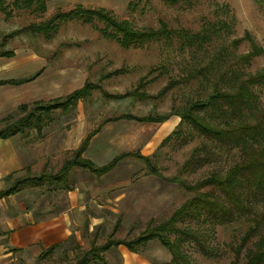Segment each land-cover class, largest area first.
Here are the masks:
<instances>
[{
  "label": "rangeland",
  "instance_id": "374dc122",
  "mask_svg": "<svg viewBox=\"0 0 264 264\" xmlns=\"http://www.w3.org/2000/svg\"><path fill=\"white\" fill-rule=\"evenodd\" d=\"M43 1L45 11L35 12L32 9L14 8L11 0H5L11 13H0V38L15 29L45 21L57 12H66L77 5L87 9H104L116 21L125 22L138 32L162 31L159 37L149 40L142 47L124 49L115 39L104 36L103 31H108L120 37L103 23L95 19L85 21L77 18L59 24L48 36L22 32L7 41L5 49L13 51L18 75H32L42 68L34 85L36 91L59 88L62 83L60 79L63 78L69 79L64 91L80 87L85 81L98 84L99 88L92 91L90 97L78 102L64 116L68 120L65 128L76 118V141L86 130L97 128L108 118L124 113L135 116L165 114L172 107L179 108L187 101L204 99L215 84L220 90L232 92L241 81L264 74V0ZM109 73H112L110 77L100 79ZM181 78L186 81L175 85L162 96L153 98L170 80ZM140 79L145 82L140 92L153 99H108L102 94L103 91L112 95L123 94L134 89ZM246 88L250 96L236 117L231 118L260 124L262 128L256 138V145L264 147V78ZM54 94L49 91L40 98L45 99ZM29 105L17 116L30 112L32 106ZM226 114L222 120H226L230 112ZM59 118L60 112L52 111L43 115L38 129L31 123L24 125L19 134L35 142L41 132L52 131L53 127L46 128L45 125L53 122L52 126H55ZM77 120L84 121L80 124ZM5 125L0 120V131ZM112 126L115 125H109L104 131L107 139H111L118 131ZM135 126L119 129L124 131L126 143L134 132L137 137L144 134L147 139L156 131L158 124ZM203 143L212 153L209 161L181 170L193 150ZM116 152L110 146L108 154L101 157L93 153L89 155L97 161H106ZM153 152L155 155L151 163L159 176H179L186 184L202 180L211 171L223 173L239 156L238 148L209 145L191 131L186 123L178 127V132L166 144ZM43 171L47 172L45 169ZM38 173L27 175L38 176ZM73 181H76V189L84 206L79 214V221L83 223L81 245L76 246L74 263L89 249L93 237L97 246L108 240L116 222L118 226L111 240L135 239L146 230L148 223H157L169 217L188 196L178 184L149 174L144 163L132 157L124 159L113 171L102 177L76 168V174L69 178L68 185ZM249 204L252 212L263 210V201L258 194L249 198ZM91 221H96V225L88 232L86 227ZM177 225L198 230L202 244L206 247L207 253H203L190 240L182 245L181 252L190 264H230L234 260L233 250L250 225V220L246 214H236L229 222L185 220ZM168 237L174 239L172 234ZM256 239V236L252 237L240 250L239 261L243 259L245 249L251 248ZM140 253L149 259L150 264H172L169 252L156 240L141 247ZM102 256L108 264L120 263L114 250ZM90 264L100 263L92 260Z\"/></svg>",
  "mask_w": 264,
  "mask_h": 264
},
{
  "label": "trees",
  "instance_id": "16d2710c",
  "mask_svg": "<svg viewBox=\"0 0 264 264\" xmlns=\"http://www.w3.org/2000/svg\"><path fill=\"white\" fill-rule=\"evenodd\" d=\"M11 6L14 8L32 9V11L35 12L45 11V3L43 0H11ZM0 13L5 15L11 13L10 10L7 9L5 0H0ZM77 18L85 21L95 19L103 23L106 28L120 35V37H116L112 32L103 31L104 36L115 39L118 45L124 49L142 47L149 40L157 38L162 34V31H135L125 22L116 21L111 14L104 9H87L77 5L66 12H57L45 21L32 23L2 35L0 38V57L11 58L14 56L13 51L5 49V45L9 39L20 33L27 32L33 35L40 34L48 36L51 32L56 30L59 24ZM39 73L40 72H37L25 79L0 81V85H19L26 83L35 79ZM113 73H116V71ZM111 75L112 73L106 74L100 79L110 77ZM262 78H264V74L247 78L241 81L232 92L220 90L217 84H215L204 99L187 101L179 108L172 107L171 110L165 114L149 113L144 116L123 114L118 117L108 118L102 122V124H104L125 119L137 122L163 123L171 116H176L180 119L179 124L172 133L162 140L159 147L166 144L171 136L178 132V127L181 124L186 123L191 131L206 140L211 146L238 148V160L223 173L211 171L202 180L194 184H186L179 176L171 178L159 176L151 163V159L155 153L151 156H141L138 153H123L113 158L106 165L98 167L81 156L87 148L91 137L99 131L98 127L85 136L80 145L64 160L63 164L56 172L42 171L38 176H29L25 174L14 179L8 177L6 180L10 181V185L6 191L0 193V197L12 194L28 185H39L44 182L50 183L52 181H65L68 172L73 167L86 170L99 177L110 172L123 158L132 156L144 163L149 174L164 181L178 184L188 194L187 198L166 219L157 223H148L146 230L135 239L128 241L111 240L118 226V222H116L107 237L108 240L100 246L92 243L90 248L83 252L81 257L74 264H90L92 260L100 264H106L102 254L110 248L123 245L129 251L137 252L148 242L154 240L158 241V243L169 252L172 264H190L186 255L181 252L183 244L190 240L201 249L203 253H207V250L202 244L198 230H194L190 227L180 228L177 224L185 220H194L197 222L208 221L210 223L229 222L236 214L248 215L250 225L247 227L238 245L233 250L234 260L230 264H264V147L256 145V138L259 136L261 132L260 128L262 127L260 124H250L244 119L231 118V116L236 117V113L239 112L240 107L246 104L247 98L250 96L246 86L255 84L261 81ZM183 81H186V79L170 80L153 98L162 96L166 91ZM144 85L145 82L140 79L134 89L126 91L123 94L112 95L104 91L102 94L106 98L111 99H149L151 96L144 94V92H140V89ZM98 88V84L86 81L81 88L72 91L66 96L48 101L33 102L29 105L32 106L31 111L22 116H17V114L27 109L28 105L19 106L15 112L1 120L6 125L4 129L0 131V138L13 136L19 133L24 125L27 126L31 123L38 129L42 122L43 115L56 110L65 112L74 108L78 101L87 99L91 96L92 91ZM227 112H230L229 117L226 120H222V117H226ZM211 154L208 146L204 143L201 144L199 148L193 150V153L183 164L181 170L184 171L196 163L208 162ZM203 188L207 190L201 191ZM256 194L260 195L263 201V210L260 212H252V208L249 204V198H252ZM169 234L174 235L173 240L169 239ZM254 236L257 237L256 241L252 243L253 245L251 248L245 249L243 259L239 261L240 250L245 247ZM54 248L55 247L49 248L43 252L41 256L51 252Z\"/></svg>",
  "mask_w": 264,
  "mask_h": 264
},
{
  "label": "crops",
  "instance_id": "0c3cea01",
  "mask_svg": "<svg viewBox=\"0 0 264 264\" xmlns=\"http://www.w3.org/2000/svg\"><path fill=\"white\" fill-rule=\"evenodd\" d=\"M13 59L14 56L11 58L0 57V81L20 80L34 75H18V68ZM41 71L42 68L37 72L41 73ZM40 73L35 79L26 83L0 85V120L15 112L21 105L66 96L81 88L86 82L80 87L64 91V86L69 79L63 78L60 79L62 83L59 88L52 87L43 92L36 91L34 85L38 81ZM49 91L56 94L45 99L40 98L43 94L47 95ZM59 112L60 118L56 121L55 126H52L53 122H48L47 126L45 125L46 128L53 127L52 131L41 132L39 139L35 142H32L30 137L19 133L7 138H0V193L8 189L10 185V181L6 180L8 177L14 179L23 174L37 175L44 169L47 172H52L51 170L56 172L64 160L80 145L85 136L98 127L99 131L91 137L81 156L100 167L123 153H138L141 156L153 155L155 153L153 151L159 147L162 140L179 124V118L176 116H171L163 123L120 119L101 123L95 129L86 130L76 141V118L71 121L69 127L65 128L68 120L64 119V116L69 110ZM121 115L123 114L118 116ZM72 117H76V115ZM77 121L81 124L84 120ZM138 124H158V127L147 139L144 134L139 138L134 132L132 138L126 143L124 131H119V129L135 128V125ZM109 125H115L112 127L118 130L111 139L104 136V131L108 129ZM96 141L99 143H95ZM110 146L117 152L106 161H97L89 155V153H93L101 157L108 154ZM66 154L67 157H65ZM128 157L132 156L120 160L111 171ZM55 160L56 162H54ZM75 174L76 167H73L68 172L65 181L28 185L12 194L0 197V264L74 263L76 246L81 245L80 237L83 227V223L79 221V214L84 210L80 193L76 189V181L69 185L67 183L69 178ZM94 225H96V221H91L86 230L91 232V227ZM92 243L96 244L94 237L90 241L89 248ZM51 247L55 248L41 256ZM113 250L118 254L119 264H150L149 259L140 253V249L137 252H131L123 245L110 248L103 254ZM104 260L108 264L105 258Z\"/></svg>",
  "mask_w": 264,
  "mask_h": 264
}]
</instances>
